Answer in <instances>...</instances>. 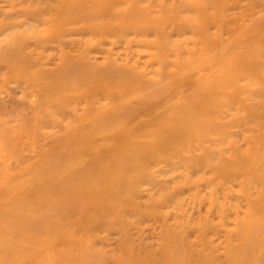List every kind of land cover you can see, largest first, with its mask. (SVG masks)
I'll return each instance as SVG.
<instances>
[{"label":"rangeland","instance_id":"1","mask_svg":"<svg viewBox=\"0 0 264 264\" xmlns=\"http://www.w3.org/2000/svg\"><path fill=\"white\" fill-rule=\"evenodd\" d=\"M0 264H264V0H0Z\"/></svg>","mask_w":264,"mask_h":264},{"label":"bare ground","instance_id":"2","mask_svg":"<svg viewBox=\"0 0 264 264\" xmlns=\"http://www.w3.org/2000/svg\"><path fill=\"white\" fill-rule=\"evenodd\" d=\"M237 179V178H236ZM111 187V186H110ZM220 194V193H219ZM17 222V221H16ZM21 224H23V223H21Z\"/></svg>","mask_w":264,"mask_h":264}]
</instances>
